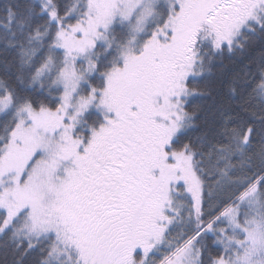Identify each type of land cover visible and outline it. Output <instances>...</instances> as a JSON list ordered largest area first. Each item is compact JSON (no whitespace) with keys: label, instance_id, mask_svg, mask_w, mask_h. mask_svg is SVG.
Wrapping results in <instances>:
<instances>
[{"label":"snow or ice","instance_id":"1","mask_svg":"<svg viewBox=\"0 0 264 264\" xmlns=\"http://www.w3.org/2000/svg\"><path fill=\"white\" fill-rule=\"evenodd\" d=\"M0 264H264V0H0Z\"/></svg>","mask_w":264,"mask_h":264},{"label":"trees","instance_id":"2","mask_svg":"<svg viewBox=\"0 0 264 264\" xmlns=\"http://www.w3.org/2000/svg\"><path fill=\"white\" fill-rule=\"evenodd\" d=\"M225 63H227V61H225ZM224 71L225 73H228L230 71V68H226Z\"/></svg>","mask_w":264,"mask_h":264}]
</instances>
